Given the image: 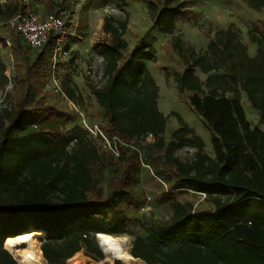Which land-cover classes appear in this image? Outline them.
Instances as JSON below:
<instances>
[{
	"label": "trees",
	"instance_id": "obj_1",
	"mask_svg": "<svg viewBox=\"0 0 264 264\" xmlns=\"http://www.w3.org/2000/svg\"><path fill=\"white\" fill-rule=\"evenodd\" d=\"M39 1L42 18L62 17V3ZM239 1L264 11V0ZM183 9L182 0H158L149 16L162 34L170 35ZM29 15L34 14L27 0H0V23ZM129 22L124 10L105 18L110 41L99 51V84L89 87L102 112V131L131 145L118 158L81 125L68 129L72 115L45 102L41 86L51 75L55 34L40 49H32L20 35L12 39L14 97L7 92L6 107L0 108V264H18L4 243L30 229L44 232L41 250L48 264H72L81 251L102 261L98 234H132L120 206L133 201L142 166L139 152L157 176L175 180L165 193L170 219L147 237L132 240L133 258L139 249L150 264L151 258L157 264H264V23L249 31L254 55L234 26L216 31L203 51L179 39L172 44L183 67L173 75L175 85L189 94L191 108L210 131L212 157L179 114V128L167 137L169 117L159 109V86L146 65L157 62L156 50L139 43L126 55ZM65 25L68 29L66 20ZM6 71L0 54L1 94L10 85ZM59 81V94L83 109L79 87L68 77ZM243 99L259 113L256 126L246 118ZM150 135L154 141L146 142ZM181 148L191 150L192 157L181 160L176 155ZM109 164L115 173L103 196L97 180ZM175 190L203 195L210 208L197 211L194 203L179 201ZM172 237L182 244L173 246Z\"/></svg>",
	"mask_w": 264,
	"mask_h": 264
},
{
	"label": "rangeland",
	"instance_id": "obj_2",
	"mask_svg": "<svg viewBox=\"0 0 264 264\" xmlns=\"http://www.w3.org/2000/svg\"><path fill=\"white\" fill-rule=\"evenodd\" d=\"M4 1L14 4L17 0ZM27 1L32 13L35 16L42 17L44 7L40 1ZM55 1L63 4L65 10L61 12V16L69 23L68 29H66L68 30L66 54L57 61L55 77L58 82L68 77L79 87L85 99V107L83 109L78 108L85 115L87 121L91 124L101 123L102 112L89 87L90 85L99 84V76L97 75L101 65L99 51L102 45L108 44L110 41L109 36L103 30L104 21L108 15L118 14L124 10L130 15V22L125 35L128 42L126 55L133 51L139 43L150 45L156 50L157 62H147L146 65L159 86V109L165 116L169 117L167 137L179 128V123L175 117L176 114H179L204 140L206 152L214 157L210 131L191 108L188 99L189 94H181L175 85L173 75L176 72H181L183 67L172 49V44L179 39L184 46H191L197 51H203L216 31L234 26L240 32L243 42L248 46L249 53L254 55L256 48L250 41L249 31L253 27L263 28L264 11L255 12L239 0H182L184 9L177 16L175 30L172 34L165 35L160 32L159 27L149 16L150 6L158 0ZM8 34L9 32L5 27L0 28V37L7 38L9 37ZM0 41L2 42L1 39ZM0 54L7 70L13 75L15 66L11 51L1 49ZM197 75L201 79H205V76L199 71H197ZM46 81L47 79L43 82L44 86ZM13 85L14 82L12 81L7 88L11 98L14 97ZM44 86H41V94L45 95V102L72 115L68 129L75 125L82 126L81 120L75 115L77 113L75 108L64 95L61 96L54 89H45ZM2 99L3 94L0 93V103L6 105V101L2 102ZM243 105L247 120L252 126H256L259 113L251 109L245 99H243ZM261 130L264 132V126H261ZM176 155L185 161L192 157V151L188 148H181L176 152ZM145 156L144 154V158ZM114 173L115 169L109 164L97 180V187L103 196H106L109 192V181ZM174 180L175 178L171 179L168 174L157 176L152 164L149 168L141 166V171L136 176V182L132 190L133 201L125 200L120 206V214L123 218L129 220V229L132 231V234L121 236L127 239L129 253L133 239L147 237L152 234L153 228L159 227V222L170 219L172 211L170 201L165 197V193L170 189V181ZM173 193L183 203H194L197 211L210 208L209 204L204 201L205 197L203 195L187 190H175ZM140 224L144 225L143 229L140 228ZM32 231L34 230L30 229L28 232ZM172 239L170 243L173 246L182 244L181 238L172 237ZM42 243L43 240H41V245ZM100 249L103 253L101 247ZM140 252L138 249L134 254L136 259L134 262L137 264H150L149 259L145 260L139 256ZM151 259L154 261L152 264H157V261ZM78 261L80 264H110L104 262V259L96 261L86 256L84 251L79 254ZM44 264H48L45 259Z\"/></svg>",
	"mask_w": 264,
	"mask_h": 264
},
{
	"label": "built area",
	"instance_id": "obj_3",
	"mask_svg": "<svg viewBox=\"0 0 264 264\" xmlns=\"http://www.w3.org/2000/svg\"><path fill=\"white\" fill-rule=\"evenodd\" d=\"M3 3V0H1ZM5 27L7 32H9L5 41H0V50L8 49L11 51L12 39L16 35H20L21 38L27 42L32 49L42 48L49 40L50 34H55V46L53 51V66L51 70V75L47 78L45 82V89H54L56 92L60 93V82L57 81L55 77V69L58 59L66 54V44L68 39V34L66 30L65 20L63 17L56 15H47L45 17H38L35 15L20 16L16 19H11L6 22L0 23V27ZM5 76L7 79L12 81V75L10 71H6ZM7 97V91L3 93L2 102L5 101ZM65 97V96H64ZM66 98V97H65ZM67 99V98H66ZM68 100V99H67ZM71 105L75 108V115L81 120L82 128L88 133V135L94 139H99L102 143L103 148L110 153L114 158L121 156L123 148L130 147L131 145L126 144L118 137L110 138L108 137L100 128L98 124H91L87 121L85 115L72 101L68 100ZM6 105L0 103V108H4ZM146 142L154 141L152 135L145 138ZM75 142V140H74ZM134 149V148H133ZM139 157L142 166L149 168V165L145 162L144 153L139 152Z\"/></svg>",
	"mask_w": 264,
	"mask_h": 264
},
{
	"label": "bare ground",
	"instance_id": "obj_4",
	"mask_svg": "<svg viewBox=\"0 0 264 264\" xmlns=\"http://www.w3.org/2000/svg\"><path fill=\"white\" fill-rule=\"evenodd\" d=\"M42 231L27 232L9 238L4 245L19 264H44L41 250ZM98 243L105 255L104 262L110 264H137L128 252L127 239L106 234H98ZM72 264H80L76 261Z\"/></svg>",
	"mask_w": 264,
	"mask_h": 264
},
{
	"label": "water",
	"instance_id": "obj_5",
	"mask_svg": "<svg viewBox=\"0 0 264 264\" xmlns=\"http://www.w3.org/2000/svg\"><path fill=\"white\" fill-rule=\"evenodd\" d=\"M96 239H97V241H98V235L96 236ZM4 248H5V245H4ZM6 249V248H5ZM11 254V253H10Z\"/></svg>",
	"mask_w": 264,
	"mask_h": 264
}]
</instances>
